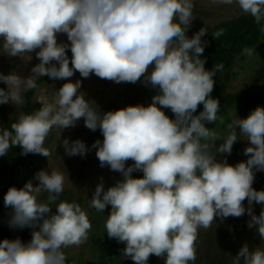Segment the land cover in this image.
Instances as JSON below:
<instances>
[{
  "label": "clouds",
  "instance_id": "clouds-1",
  "mask_svg": "<svg viewBox=\"0 0 264 264\" xmlns=\"http://www.w3.org/2000/svg\"><path fill=\"white\" fill-rule=\"evenodd\" d=\"M235 2L257 24L264 20V0ZM193 7V0H0V49L13 57L35 52L40 61L26 78L0 74L7 85V90L0 88V104H22V85L25 91L35 89L42 76L68 81L51 99L41 95V107L22 115L11 131L0 129V156L18 145L24 155L48 157L44 142L51 130L73 127L81 118L88 129H99L103 141L92 147L100 167L108 166L123 179L107 190L102 181L97 184L90 207L104 212L111 206L107 235L125 244L123 255L134 264H147L152 255L165 257V264H194L198 230L210 228L216 217L239 218L246 211L248 227H255L264 240V209L257 216L243 204H264V190L252 187L253 169L264 171V107L230 123L224 142L215 146V154L210 152L203 142L210 136L205 122L217 120L219 101L211 93L213 77L223 65L212 70L204 66L205 27L189 38L181 26L192 21ZM58 34H66L70 43L58 42ZM76 72L117 84H134L143 77L159 92L147 106L101 114L79 92L82 81L71 82ZM201 104L203 111L194 115ZM237 129L250 142L244 150L247 161L231 165L217 160L216 153L231 154ZM63 146L68 156L88 152L81 140L65 139ZM129 160L134 163L126 167ZM135 171L143 176L133 177ZM34 178L37 185L29 180L4 195V205L14 212L10 225L34 230L26 244L0 241V264H66L63 249L88 239L92 224L78 203L62 201L52 213L51 204L64 190V175L40 170ZM42 191L49 194L48 203L38 202ZM241 261L264 264V250L252 251L245 244L234 264Z\"/></svg>",
  "mask_w": 264,
  "mask_h": 264
},
{
  "label": "rangeland",
  "instance_id": "rangeland-1",
  "mask_svg": "<svg viewBox=\"0 0 264 264\" xmlns=\"http://www.w3.org/2000/svg\"><path fill=\"white\" fill-rule=\"evenodd\" d=\"M193 3L192 21L186 25L193 34L201 28H210L216 24L247 14L241 10L235 0L232 4L214 3L213 0H193ZM176 22H179L178 19ZM57 39L60 43H70L66 34H58ZM0 45H2V38H0ZM247 50L235 57L231 68L221 76V79L226 82L224 97L229 94L239 93L242 90H245V94L226 113L219 116L212 125L207 126L210 129V136L203 142L208 143L209 150L213 154L216 152L215 146L218 147L222 144L224 142L223 139L228 135L230 131L228 125L230 123L237 119L247 118L257 107H264V102L261 101L264 96V77L258 79L257 76L260 69L264 68V41ZM38 63L40 61L36 58L35 52L20 57H13L0 49V74L8 75L14 72L26 78L32 75L31 70ZM70 80L73 83L76 80L82 81L79 92L83 93L92 107L96 108L101 114L129 105L147 106L152 102V97L159 92L158 88H152L150 84H146L143 77L134 84L126 82L117 84L113 81L100 79L95 74H91L89 78H82L79 72H76ZM66 82L68 81L50 78L41 84L32 96L33 102L38 104L35 112L41 107L38 102L41 95H47L51 99ZM0 88L7 90V85L0 81ZM24 92L22 85V104L15 105L11 102L4 104L9 118L18 119L23 115ZM252 96H256L255 101L251 99ZM165 109L162 110L164 111ZM0 129H7L1 119ZM237 135L238 139L233 144L231 154L216 153L217 160L226 159L227 163L231 165L247 161L248 156L244 154V150L250 146V142L239 133V129H237ZM65 139H68L70 143L76 140L83 141L88 147L87 154L84 156L66 155L63 146ZM97 140L103 141L101 131L99 129L96 131L88 129L83 118L78 120L73 127L62 130L53 128L44 142V147L51 154L48 157L39 154L38 156L26 158L25 165L16 169L14 178L11 181L12 184H9L10 187L22 188L26 182L31 180L35 186L39 182L34 177L40 170H45L49 173L55 170L64 175V190L56 202L51 204L52 213H55L56 205L62 201L75 202L86 212L92 224L88 239L83 244L63 249L66 264H77L78 262L79 264H99L98 245L103 240V232L111 206H108L104 212H98L90 207V199L97 184L101 183V181L105 190H107V188L114 186L123 179L121 173L112 171L108 166L100 167V162L95 155L96 149L92 147ZM133 163L131 160L127 161L126 167ZM253 171L254 182L252 187L257 191L264 190V171L255 168ZM48 195L46 191H42L38 196V202L48 203ZM243 204L246 209L251 207L257 216L264 209V204L253 202L252 205H249L247 200ZM7 208L9 207L5 208L4 206V191L0 189V218L6 213ZM11 213L12 215L14 214L12 208ZM250 219L251 216L246 211L239 218L216 217L210 228L207 230L200 228L195 242L197 259L194 264H234L235 256L245 244L252 251L258 248L264 250V240L258 235L256 228L248 227ZM23 228L29 230L31 227L26 226ZM119 264H134V262L130 257L122 255ZM147 264H165V257L152 255ZM241 264H243L242 261Z\"/></svg>",
  "mask_w": 264,
  "mask_h": 264
},
{
  "label": "trees",
  "instance_id": "trees-1",
  "mask_svg": "<svg viewBox=\"0 0 264 264\" xmlns=\"http://www.w3.org/2000/svg\"><path fill=\"white\" fill-rule=\"evenodd\" d=\"M181 26L185 29V33L189 38L194 35L186 25ZM262 28H264V20L257 24L254 17L250 14H244L238 18L206 28L207 33L201 38V41L204 44V52L201 56V59L205 60L204 66L207 70H212L216 65H223V68L213 77L215 84L214 90L211 93V97L218 99L219 101L220 110L217 114V118L226 113L227 110L236 104L245 94V90H242L239 93L229 94L224 97L223 93L226 88V82L221 79V76L224 73H227L231 68L235 57L244 53L248 48L257 46L261 41H264V31H262ZM217 32H222V34L219 37H216L215 33ZM68 51L67 55L69 59H71V51ZM258 74V79H262L264 77V68H261ZM49 79L48 76L40 77L36 81L37 87L35 89L27 90L23 93V115H30L35 112L38 104L33 102L32 96L36 89ZM251 99L255 101L256 96H252ZM261 101L264 102V96L261 98ZM201 111H203L202 104L198 106L194 115H199ZM164 112L169 118L175 119V116L170 109L166 108ZM0 119L4 122L5 127L9 131H11V124L19 121V118L13 119L7 116L4 104H0ZM212 124L213 123L205 122L206 127ZM22 152V148L17 145L10 148L7 155L0 156V189L4 191V195L10 188L9 184L14 178L16 169L19 166L25 165L26 158L39 155L32 153L24 155ZM132 175L133 177L139 178L143 176V173L142 171H135ZM124 247V243L109 238L105 228L103 232V240L98 245L99 264H119L120 257L123 255Z\"/></svg>",
  "mask_w": 264,
  "mask_h": 264
},
{
  "label": "flooded vegetation",
  "instance_id": "flooded-vegetation-1",
  "mask_svg": "<svg viewBox=\"0 0 264 264\" xmlns=\"http://www.w3.org/2000/svg\"><path fill=\"white\" fill-rule=\"evenodd\" d=\"M12 216L11 208L9 207L6 210V213L0 218V241L4 239H20L23 243H28L32 238L34 228L31 227L29 230H26L24 228L11 226L10 221ZM35 230H38V225ZM77 264H79V262Z\"/></svg>",
  "mask_w": 264,
  "mask_h": 264
}]
</instances>
